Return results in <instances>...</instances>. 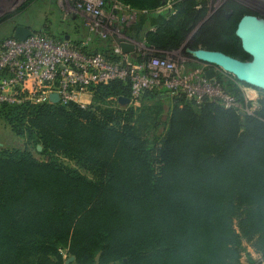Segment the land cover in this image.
<instances>
[{
  "label": "trees",
  "instance_id": "trees-1",
  "mask_svg": "<svg viewBox=\"0 0 264 264\" xmlns=\"http://www.w3.org/2000/svg\"><path fill=\"white\" fill-rule=\"evenodd\" d=\"M232 38L212 30L195 50L248 60ZM128 96L114 82L84 108L0 105L25 141L0 150V264H64L62 252L70 264H244L243 243L264 264V103L241 118L147 93L159 106L148 124L118 105Z\"/></svg>",
  "mask_w": 264,
  "mask_h": 264
},
{
  "label": "rangeland",
  "instance_id": "rangeland-1",
  "mask_svg": "<svg viewBox=\"0 0 264 264\" xmlns=\"http://www.w3.org/2000/svg\"><path fill=\"white\" fill-rule=\"evenodd\" d=\"M83 3V0H0V41L12 37L16 27H24L31 33L69 43L90 41L88 50L105 57L118 51L121 43H128L134 48L131 57L160 56L177 61L189 57L188 51L195 50L197 42L212 30L226 29L233 34L242 16L255 13L264 16V0H103L101 5L90 9L84 8ZM171 37L175 43L170 48L166 40ZM234 38L230 40L237 46ZM216 70L220 84L246 100L248 113L240 115L241 118L253 116L261 109L263 91ZM81 100H85L83 96ZM94 106L104 108L107 104L100 102ZM128 107L135 113H144L148 124L159 108L156 99L150 96ZM24 142L12 134L0 117V150L22 149ZM32 146L29 145L32 154L40 160L36 152L41 146H35V151ZM243 248L244 264L259 260L248 244L243 243ZM63 259L65 263L69 258Z\"/></svg>",
  "mask_w": 264,
  "mask_h": 264
},
{
  "label": "built area",
  "instance_id": "built-area-1",
  "mask_svg": "<svg viewBox=\"0 0 264 264\" xmlns=\"http://www.w3.org/2000/svg\"><path fill=\"white\" fill-rule=\"evenodd\" d=\"M83 2V7L90 9L103 0ZM88 42L75 46L35 33L24 41L13 36L0 41V105H53L49 96L56 94L58 104L72 103L84 108L91 104L96 87L122 82L128 86V105L137 103L147 93H156L183 98L197 106L213 103L239 116L248 113L246 100L220 84L217 67L191 56L177 61L152 56L145 63L135 64L120 48L113 53V59H108L89 51ZM209 69L215 73L212 79L204 75ZM62 255L68 259L65 252Z\"/></svg>",
  "mask_w": 264,
  "mask_h": 264
},
{
  "label": "water",
  "instance_id": "water-1",
  "mask_svg": "<svg viewBox=\"0 0 264 264\" xmlns=\"http://www.w3.org/2000/svg\"><path fill=\"white\" fill-rule=\"evenodd\" d=\"M30 35L31 32L27 28L16 27L13 38L24 41ZM234 37L248 60H239L219 51L205 49L190 50L188 53L195 60L217 67L231 75L236 81L264 92V19L253 15L242 16L236 24ZM119 48L124 55L134 51V48L128 43H121ZM204 75L206 78L212 79L215 73L209 69L205 71ZM49 101L51 104L57 105L59 103L58 96L51 94ZM117 103L120 106H127L129 100L120 97L117 99ZM37 151L40 152L41 148L37 147ZM73 260L74 258L70 257L66 264Z\"/></svg>",
  "mask_w": 264,
  "mask_h": 264
},
{
  "label": "flooded vegetation",
  "instance_id": "flooded-vegetation-1",
  "mask_svg": "<svg viewBox=\"0 0 264 264\" xmlns=\"http://www.w3.org/2000/svg\"><path fill=\"white\" fill-rule=\"evenodd\" d=\"M252 15H253V16H256V17H258V18L264 19V16L261 15V14H257V13H255V14H252Z\"/></svg>",
  "mask_w": 264,
  "mask_h": 264
},
{
  "label": "crops",
  "instance_id": "crops-1",
  "mask_svg": "<svg viewBox=\"0 0 264 264\" xmlns=\"http://www.w3.org/2000/svg\"><path fill=\"white\" fill-rule=\"evenodd\" d=\"M129 55H131V54H129ZM253 254H254V253H253ZM71 262H73V261H71ZM71 262H70V263H71ZM70 263H69V264H70Z\"/></svg>",
  "mask_w": 264,
  "mask_h": 264
}]
</instances>
